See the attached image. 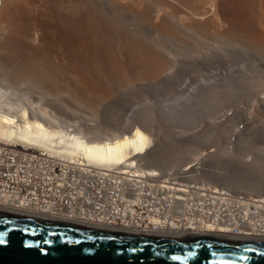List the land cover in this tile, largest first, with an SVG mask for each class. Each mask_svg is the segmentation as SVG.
<instances>
[{
  "label": "bare ground",
  "instance_id": "1",
  "mask_svg": "<svg viewBox=\"0 0 264 264\" xmlns=\"http://www.w3.org/2000/svg\"><path fill=\"white\" fill-rule=\"evenodd\" d=\"M179 1L187 3V0ZM43 2L48 5L51 13L49 25L53 29L52 35L57 39V47L62 49V55L80 71L91 65L80 52L83 44L88 43L103 55H114L122 46L128 52L127 65L137 63L141 68L144 63L138 53L141 47L146 51L151 48L150 40L144 39L147 31L143 26L144 19L149 16L150 20L155 21L157 18L159 20L158 16L162 15H159L160 11L164 10L156 8L151 15V9L149 10L145 4L146 0H43ZM191 3L194 16L205 14L208 6H215V0H191ZM24 4L28 5L27 1ZM1 6L0 29L6 22L4 16L8 11L5 9L7 4L5 8ZM24 6L22 5V8ZM21 25L24 26L22 23ZM21 25L18 24L23 28ZM34 25L37 27V20H33V28ZM159 25L168 32L173 31L168 23ZM11 31L7 53L4 57L0 55V143L5 146H1L0 151L6 155L5 151L9 150L6 145H11L14 147L10 150L16 152L17 156L9 155L13 158L11 160L2 155L0 159L2 164L5 161L8 164L14 163L16 173L11 170L8 178L0 184V210L26 212L25 214L41 219L81 223L97 228L117 229L116 231L120 229L119 232L126 233L151 232L161 235L191 233L220 237L234 235L264 240L262 195L264 162L256 157L259 153L255 152V148L254 150L251 148L255 155L242 158L239 149L236 150L239 145L252 147L253 141L249 132L239 134L244 129L239 130L236 127V130L228 135L229 143L234 145L232 149L227 148L223 153L215 149L213 154L210 152L205 155L200 152L202 158L199 159L200 157L196 156L198 151L194 153L196 157L191 156L194 155L195 148L192 149V145L187 142L182 144L180 151L178 143L181 141L178 138L173 140L166 138L163 141L154 138L156 141L153 148H149L152 138L144 125H132L131 129L126 128L127 131L122 127L123 132L120 129L117 132L98 130L95 133L94 128L88 124L90 127L85 126L78 130L73 128L72 124L64 126L62 123L53 122L49 120L47 115L49 112L47 113L41 102L32 101L27 92L21 91V94L13 95L15 89L11 92L7 87L6 89L2 87L1 82L4 75L15 76L22 82L30 84L32 88H39L44 95L54 93L55 96H59L63 92L72 91V87L68 85L64 88L58 85H61L63 76L60 72L66 68L54 66L48 51L41 53L35 47L26 45L25 37L16 28ZM134 37L141 39L134 43L132 41ZM14 41L25 45L21 47L25 49H16ZM238 53L237 51L233 56L236 57ZM7 63L11 64V69H6ZM155 63L163 65L164 62L156 59ZM156 71L157 68L153 73ZM93 73H96V76L100 74L97 69H94ZM171 75L165 73L159 82L155 80L153 83L147 82L138 87L160 88L165 80L167 82L173 78ZM250 83L252 82H246L248 85ZM214 97L217 96L211 98L213 100L210 101L209 108L214 106L216 101ZM175 147L179 148L178 156L172 157L170 151L172 152ZM164 151H168L171 157H167L169 155L167 152V156L163 154L167 158L164 157V160L162 156ZM180 152H188L187 157L190 156L192 159L186 160V156L180 155ZM181 156L185 159L179 160ZM185 160L187 162L178 168L180 162L176 163ZM169 167L176 170L170 169L172 172L169 170V173L161 171ZM15 175L17 179L29 182L32 188L42 189L40 191L35 189L29 198L26 197L29 192L19 196ZM10 181H14L12 189ZM46 190L49 193L48 197ZM178 192L181 195L180 200L174 197ZM125 200L130 201L128 207L134 215L124 218L126 211L124 208V212L118 213L121 222L115 218H107L111 214V206L119 211L121 201ZM91 203L93 205L90 206ZM138 205L140 207H137ZM140 208L142 211H139ZM220 216L231 221V225L238 224L242 230L226 232L231 231L227 226L203 219L204 217L215 219ZM254 233L255 235L250 236Z\"/></svg>",
  "mask_w": 264,
  "mask_h": 264
},
{
  "label": "rangeland",
  "instance_id": "2",
  "mask_svg": "<svg viewBox=\"0 0 264 264\" xmlns=\"http://www.w3.org/2000/svg\"><path fill=\"white\" fill-rule=\"evenodd\" d=\"M12 1L15 0H0V6L5 8L7 4L5 9H8L4 16L6 22L0 29V55L4 57L7 53L9 34L16 28L25 37L26 45L35 47L41 53L48 51L54 66L66 68L60 72L63 76L61 85H58L62 88L68 85L72 91L59 96L54 93L44 95L39 88H32L18 77L9 75L3 76L1 85L11 92L15 89L13 95L23 91L30 95L32 101L41 102L49 112V120L64 126L72 124L78 130L90 125L95 133L98 130L117 132L120 129L123 132L134 125H144L152 138L149 144L151 149L156 141L154 138L160 141L166 138L180 139V149L178 145L174 152L169 149L173 152L170 151L172 157L178 156L177 152L181 151L185 142L192 145V149L195 148L193 154L196 151L204 155L213 154L215 149L223 153L227 148L232 149L234 145L229 143L228 135L236 130V123L246 121L245 132L250 134L252 147L239 145L236 150L241 152V158L257 152L256 157L264 162V0H215V6L206 7L207 11L200 16L193 15L191 0H187V3L179 0H146L151 15L156 8H164V13L160 11L159 15H162L158 16L159 20H150L149 16L144 19L143 26L147 30L144 39L150 40L151 47L149 51L141 47L138 53L144 65L141 68L137 63L127 65L128 52L122 46L114 55H103L88 43L83 44L80 52L91 65L82 71L73 66L62 55V49L57 47V39L49 25L51 13L48 5L43 0ZM26 1L29 6L24 4ZM18 2L25 6L22 8ZM33 20H37V27H32ZM15 22L19 25L22 23L23 28ZM160 23L170 24L174 32H168ZM139 39L141 37H134L132 41L135 43ZM14 45L16 49H25L21 48L25 45L17 41H14ZM237 51V56H233ZM156 59L164 62L163 65L155 63ZM5 65L6 69H11L10 63ZM155 68L157 71L153 73ZM94 69L99 70L98 76L93 73ZM165 73L172 74L173 78L167 82L165 80L160 88L138 87L155 80L159 82ZM245 81L252 83L248 85ZM213 96H217L214 97L216 101L209 108ZM216 140L219 142L215 143ZM251 148H255L254 153ZM167 152L162 153L164 160ZM170 153L168 158L171 157ZM199 153L191 156L196 155L201 159L202 154ZM180 155H185L188 161L192 159L187 157L188 152H180ZM181 158L179 160L185 159ZM186 160L178 161V168ZM170 169L174 167L161 171L169 173L172 172Z\"/></svg>",
  "mask_w": 264,
  "mask_h": 264
},
{
  "label": "water",
  "instance_id": "3",
  "mask_svg": "<svg viewBox=\"0 0 264 264\" xmlns=\"http://www.w3.org/2000/svg\"><path fill=\"white\" fill-rule=\"evenodd\" d=\"M17 213L0 212V232L12 230L0 245V264H264V244L151 237Z\"/></svg>",
  "mask_w": 264,
  "mask_h": 264
},
{
  "label": "built area",
  "instance_id": "4",
  "mask_svg": "<svg viewBox=\"0 0 264 264\" xmlns=\"http://www.w3.org/2000/svg\"><path fill=\"white\" fill-rule=\"evenodd\" d=\"M229 114H231V113H229ZM236 127H238V129L239 130H242V128L244 129L242 132H244L245 131V129H246V127H247V122L246 121H243V123H236V125H235ZM235 127V128H236ZM1 146L2 147H5L4 145H2L1 143H0V148H1ZM8 148H9V150H6L5 151V153H6V155L5 154H3L1 151H0V156H2V155H4V156H6V158L7 159H13L11 156H9V155H15V156H17V153L16 152H12L10 149H12V147H14V146H8V145H6ZM27 153V152H26ZM25 153V154H26ZM11 170H13L12 172H14V173H16L15 171H14V163H12V164H8L6 161L2 164L1 163V159H0V184H1V182L4 180V179H6V178H8V176L10 175V171ZM17 179L18 177L15 175L14 176V179ZM15 183H16V186H18L17 187V190H18V195L19 196H23L24 195V193H26V192H29L27 195H26V197L27 198H29V196H31V193H33V191L35 190V189H38V191H40L42 188H36V187H34V188H32L31 186V184L29 183V182H25V180H23V179H17V180H15ZM13 185H14V181H10V189H12V187H13ZM37 191V190H36ZM45 193H46V197H48L49 196V193H48V190H46L45 191ZM19 196H17V197H19ZM181 195L179 194V192H178V194H175L174 195V197L176 198V200H180L179 199V197H180ZM187 196V195H186ZM195 197H199V196H196V195H194ZM42 197V196H41ZM129 200H125V201H121V207L119 208V211H117L116 210V208H114L113 206H111V209H112V211H111V214L109 215V217H107V218H115V219H118L117 221L118 222H121V220L119 219V215H118V213L120 212H124L123 210H124V208H126V211L124 212V218H130L131 217V215H134L131 211H130V209H129V207H128V205H129ZM91 205H93L92 203L90 204V206ZM172 205H174V203L172 204ZM137 207H140V205H138ZM139 211H142V208H140L139 209ZM178 211V210H177ZM19 212V211H18ZM22 213H26V212H22ZM39 213H40V210H39ZM197 217H199V216H197ZM203 219H205V220H208V221H213L214 223H220L221 225H224V226H227L228 227V229H230L231 231H226V232H232V231H240V230H242V229H240V227H239V225L238 224H232L231 225V221H229L228 219H226V218H224L223 216H220V217H217V218H210V217H204ZM241 221H245V220H241ZM141 225V224H140ZM117 230V229H116ZM119 231H120V229H119ZM253 233V232H252ZM253 235H255V233L254 234H252V235H250V236H253ZM223 237H225V238H234V237H228V236H223ZM253 237H249V238H243V239H252Z\"/></svg>",
  "mask_w": 264,
  "mask_h": 264
},
{
  "label": "flooded vegetation",
  "instance_id": "5",
  "mask_svg": "<svg viewBox=\"0 0 264 264\" xmlns=\"http://www.w3.org/2000/svg\"><path fill=\"white\" fill-rule=\"evenodd\" d=\"M1 213H7V214H12V215H16V214H19L17 213L16 211H9V210H0ZM36 217V216H35ZM47 220V219H45ZM53 221V220H51ZM59 222H63V221H59ZM64 223H72V222H64ZM72 224H77V225H85V224H81V223H72ZM85 226H92V227H95L93 225H85ZM104 228V227H102ZM104 229H107V228H104ZM112 230V229H111ZM116 231V230H115ZM126 233V232H125ZM130 234H137V233H130ZM138 235H148V236H151V237H170V236H175V237H178V236H187V237H200V238H225V237H220V236H205V235H191V233H187V234H176V235H172V234H165V235H161V234H154V233H151V232H148V233H138ZM228 237H234V238H228V239H233V240H238V241H243V242H247V243H250V244H264V240L262 239H243L244 237H241V236H228Z\"/></svg>",
  "mask_w": 264,
  "mask_h": 264
},
{
  "label": "snow or ice",
  "instance_id": "6",
  "mask_svg": "<svg viewBox=\"0 0 264 264\" xmlns=\"http://www.w3.org/2000/svg\"><path fill=\"white\" fill-rule=\"evenodd\" d=\"M5 223H7V221H5ZM12 230L9 229L8 232H11ZM25 232H27L28 230L25 229ZM8 232H0V245H5L7 243V241L4 239L5 236L8 235ZM44 243H49L48 241H44ZM25 247H32V244L26 242L25 243ZM189 255H194V253H189ZM172 259H177V257H172ZM241 259H247L246 257H241Z\"/></svg>",
  "mask_w": 264,
  "mask_h": 264
}]
</instances>
